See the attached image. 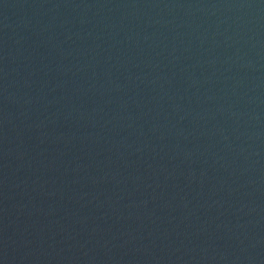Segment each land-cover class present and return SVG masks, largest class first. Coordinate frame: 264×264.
Returning a JSON list of instances; mask_svg holds the SVG:
<instances>
[{
  "label": "water",
  "instance_id": "1",
  "mask_svg": "<svg viewBox=\"0 0 264 264\" xmlns=\"http://www.w3.org/2000/svg\"><path fill=\"white\" fill-rule=\"evenodd\" d=\"M0 264H264V0H0Z\"/></svg>",
  "mask_w": 264,
  "mask_h": 264
}]
</instances>
